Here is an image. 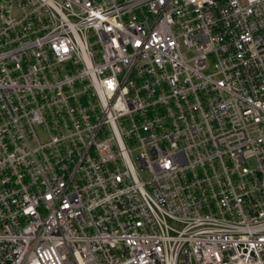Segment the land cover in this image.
<instances>
[{"label":"built area","instance_id":"1","mask_svg":"<svg viewBox=\"0 0 264 264\" xmlns=\"http://www.w3.org/2000/svg\"><path fill=\"white\" fill-rule=\"evenodd\" d=\"M0 264H264V0H0Z\"/></svg>","mask_w":264,"mask_h":264}]
</instances>
